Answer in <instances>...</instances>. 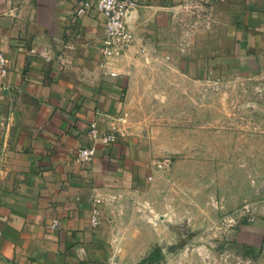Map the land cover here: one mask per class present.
I'll return each instance as SVG.
<instances>
[{
  "label": "crops",
  "instance_id": "0c3cea01",
  "mask_svg": "<svg viewBox=\"0 0 264 264\" xmlns=\"http://www.w3.org/2000/svg\"><path fill=\"white\" fill-rule=\"evenodd\" d=\"M130 1L127 22L135 41L122 56L106 58L100 50L105 21L94 4L78 13L85 0H0V52L10 60L7 74L0 73V264L123 260L114 249L121 245L114 207L146 193L153 179L149 143L124 122L135 82L132 62L135 54L156 50L171 58L155 28L161 13L173 8L172 0ZM233 21L238 48H251V38L264 47V0H245ZM94 120L101 131L120 133L84 163L76 153L88 143ZM96 209L100 223L94 226ZM260 229L255 242L263 252L243 264H264V225ZM180 230L188 236L191 229L183 223ZM254 240L245 234V242Z\"/></svg>",
  "mask_w": 264,
  "mask_h": 264
},
{
  "label": "rangeland",
  "instance_id": "374dc122",
  "mask_svg": "<svg viewBox=\"0 0 264 264\" xmlns=\"http://www.w3.org/2000/svg\"><path fill=\"white\" fill-rule=\"evenodd\" d=\"M171 6L151 16L160 19L157 39L171 58L157 50L133 57L124 122L149 143L153 179L146 193L114 207L121 243L114 249L123 256L115 264H140L157 247L162 257L153 264H243L263 252L256 242L264 225V47L255 38L258 46L235 45L240 34L230 25L245 0H172ZM165 158L170 164L158 169ZM249 232L252 243L245 242Z\"/></svg>",
  "mask_w": 264,
  "mask_h": 264
},
{
  "label": "built area",
  "instance_id": "2783aa9c",
  "mask_svg": "<svg viewBox=\"0 0 264 264\" xmlns=\"http://www.w3.org/2000/svg\"><path fill=\"white\" fill-rule=\"evenodd\" d=\"M94 4L101 12L105 21V36L102 41L100 50L106 58H117L122 56L126 50L132 45L134 36L130 30L127 18L133 9V3L130 0H85L84 6L78 10V13H84ZM9 58L0 52V73L5 76L8 72ZM116 129L110 131H101L98 121L94 120L90 123L88 129V143L81 146L77 150V158L79 161L89 163L94 160L97 154L99 144L110 145L116 142L118 138ZM170 164V159L156 163L158 169H163ZM100 223L99 211L93 212L92 224L97 226ZM53 227L58 226V220L52 223Z\"/></svg>",
  "mask_w": 264,
  "mask_h": 264
},
{
  "label": "trees",
  "instance_id": "16d2710c",
  "mask_svg": "<svg viewBox=\"0 0 264 264\" xmlns=\"http://www.w3.org/2000/svg\"><path fill=\"white\" fill-rule=\"evenodd\" d=\"M161 249L157 247L154 251H152L148 257L143 259L140 264H153L159 262L161 260Z\"/></svg>",
  "mask_w": 264,
  "mask_h": 264
}]
</instances>
